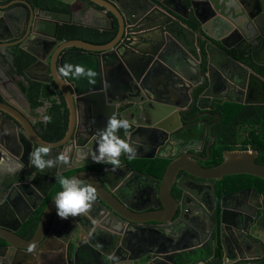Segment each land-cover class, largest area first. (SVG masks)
<instances>
[{
  "label": "water",
  "instance_id": "1",
  "mask_svg": "<svg viewBox=\"0 0 264 264\" xmlns=\"http://www.w3.org/2000/svg\"><path fill=\"white\" fill-rule=\"evenodd\" d=\"M55 1L73 6L80 0ZM85 1L93 4L91 7L97 14L105 12L104 16L110 22V29L89 28L111 32L117 29L111 43L97 46L83 40L63 42L58 39L61 22L54 18L51 11L34 9L25 0H14L5 5L0 0V46L12 41L14 43L10 47L19 46L20 50L32 56L35 64L31 69L37 68L46 80L30 79L54 84L57 88L55 94L59 92L62 95L71 114L68 132L58 143L40 139L21 116L13 115L4 108L9 106L7 102H0V120L13 122L22 137L19 147H25L22 139L25 140L29 147L28 155L42 144L49 146L50 157L66 154L71 166L59 174L76 172L73 177L95 186L98 193L97 201L87 215L68 220L57 216L53 199L45 209L35 235L27 240L18 232L37 212L39 205L33 187L36 184L32 182L28 185L31 195L22 193L29 206L27 215L18 220L19 227L0 225V240L6 243V246L0 247V264H36L38 261L43 264H134L135 261L139 262L135 264H264V202L259 204L264 200V195L254 190L258 203L253 206L245 203L241 193L234 194L230 196L233 203L220 205L216 219L211 216L201 219L199 214V210H203L210 215L212 212L207 214L210 206L215 210L216 183L225 177L246 175L264 181V165L256 163L259 153L253 150L227 151L220 165L207 169L196 162L203 161L202 157L188 153L189 150L196 151L195 147L182 150L180 145L198 141L194 139L197 135H201L199 140L204 143L207 130L209 139L214 141L213 127L203 125L202 129L197 123L184 124L189 123L186 119L189 112L185 109L192 102L201 108L203 99L197 97L200 90L210 88V91L204 92L205 97H215L210 93L218 89L214 81L216 76L224 79L219 82V91L224 93L229 89L228 94H224L228 95L230 103L264 106V78L254 71L248 72L249 81L241 94L243 99L233 101L234 95L230 90L234 87V81L231 75L226 74L227 69L221 63L227 61L234 66L235 60L228 51L240 44L241 34L247 32L248 24L254 25L259 34L246 41L251 42L256 37L261 39V43H258L260 49L252 53L253 61L256 65L264 66L261 62L264 55V3L261 4L260 0H188V6L187 0ZM18 5L29 12L26 24L21 28L18 26L21 22H17L10 29L5 12ZM199 5L204 7L200 13L205 12L207 20L197 12ZM191 8L194 16L190 15ZM253 10L256 12L253 13ZM190 17H193L195 27L188 24ZM213 20L227 22V28H221V37L211 34ZM52 25L55 26L54 34L44 32L45 27ZM5 34H9V38ZM234 36L240 40L233 43ZM134 42L139 45L134 46ZM75 49L78 51L73 52ZM86 55L97 57V73L79 89L76 84H70L67 77L60 75L59 69L70 64L69 60L74 57ZM115 56L120 66L127 68L123 90L112 93L111 87L102 83L99 71L108 57ZM161 81H166V85ZM167 81L175 84V89L167 88L171 83ZM4 85L5 80L0 75L2 97L5 96ZM159 86L165 88L160 89ZM80 96L84 98L83 101L102 97V108L106 109L103 118L86 117L82 121L78 115ZM120 112L121 118L135 122L127 135L121 132V138L136 147L135 158L122 157L123 165L115 172L106 164L81 162L79 156L82 150L93 153L99 130L105 127L111 115L115 114L118 118ZM216 118L221 121L220 115ZM168 148H171L170 156L162 154ZM174 151H177L175 156ZM156 159H165L171 164L161 181L152 180L154 186L147 191V205L145 208L139 207L127 192V177L151 178L125 165V161ZM56 168L41 173L42 180L48 181L46 185L55 178ZM79 170L82 171L77 172ZM31 171L29 175L34 178L32 166ZM181 173L187 178L179 180ZM174 189L178 196L173 194ZM190 220L198 227L207 229L201 237L194 236L196 245L184 248L175 246L154 253L149 250L148 254L142 252L144 231L153 230L162 235L167 232L180 234L178 226ZM74 245L77 246L76 250L73 249ZM194 249L197 251L192 252ZM47 251L53 259L45 255Z\"/></svg>",
  "mask_w": 264,
  "mask_h": 264
},
{
  "label": "flooded vegetation",
  "instance_id": "2",
  "mask_svg": "<svg viewBox=\"0 0 264 264\" xmlns=\"http://www.w3.org/2000/svg\"><path fill=\"white\" fill-rule=\"evenodd\" d=\"M26 2H28V1L26 0ZM82 3L86 6V8L88 7V8L93 9V7H91V6H93V4H90L85 0L77 1V3H75V4L82 6ZM260 3L263 4L264 0H260ZM29 4L34 9H40V8H36L31 3H29ZM75 4L73 6H70L72 8L71 14L61 13V12H60V14H57L58 12H52V15L54 16V18L56 20H58L61 23L63 22L62 18L65 17V18H68V23L72 22L73 24L80 25V26L85 27V28L91 27L89 24H82L81 22L75 21V11H74V7H76ZM95 8H97V7H95ZM82 9H84V8H82ZM93 10H95V9H93ZM252 12L255 13L256 10L255 11L253 10ZM28 14H29V12L26 11V15H28ZM8 18H9L10 22H12L14 25H16L17 24L16 22L19 21L15 15L8 16ZM192 23L194 24L193 17L190 18V20L188 21V24L195 27V25H193ZM246 25H247L246 29H248V30H247V32L245 31L244 35H241L242 41L240 42L239 45L236 46L235 49L231 50V51H234L235 53L228 51L229 56H231L235 60L234 66L232 67L227 61L221 62L222 65L225 66L227 69L226 74L231 75V78L234 81L233 82L234 87H232L230 90L232 92V94L234 95L233 96L234 98L232 99L233 101H241V99H243L241 94L246 90V86H247L248 81H249L248 80L249 76L247 75L248 72L251 73L252 71H254V72L258 73L260 76H262L258 72L257 69L258 68H264V66L256 65L254 63L253 57H252V53L254 51H256L257 49H260L261 46L258 45V43H261V39L256 37L251 42L246 41L247 38L250 39V38L258 35L259 30H257L254 25H248V24H246ZM107 29H110V28H107ZM51 30H53V31H51ZM54 31H55L54 25H52L48 28L45 27V30H44V32H47L50 34H54ZM5 37L9 38V34L8 35L5 34ZM239 40H240V38L237 36H234L232 38L233 43L238 42ZM61 41H63V40H61ZM63 42H68V41H63ZM12 43H14V42L10 41V42H6L5 44H3V46H0V65H2V68H0V75L5 80V85H4L5 96L2 97L0 95V102L1 103L7 102L9 106H5L4 108L9 109L13 115L18 114L17 116H21V118H23V120H25L26 124H28L29 126L31 125V127L34 129V131L37 133V135L40 139H42L46 142H50V143H58L61 140L57 141V142L52 141L49 139V136H50V134H53L56 132V126H58V124L65 122L66 120H67V125L69 127L71 114H70V110L68 108V104L66 103V101L62 97V95L59 94V92L55 94V91L57 90V88L54 84L53 85L43 84V83H39V82H34L30 79V78H33V79H39V80H46L44 75L42 73H39V70L37 68L31 69L35 63L32 64L31 66H29L27 69H24V71L22 73H20L16 69V67L14 65L15 64V58H16V56L18 54V50H20V48H19V46L18 47H10V45ZM20 51H22V50H20ZM72 51L76 52L78 50L75 49ZM262 57L263 58L261 59V62L264 63V55L263 54H262ZM69 58H71V57H69ZM240 71L242 74L240 73ZM244 71H246V74ZM262 77L264 78V76H262ZM67 80L70 84H73L72 81L69 80L68 76H67ZM223 80H224L223 78L216 76V80H214V81L217 83L218 89L213 90L210 93L211 96H215L214 98L205 97V95H204V92H206L207 90L210 91V88L203 89L202 91L200 90L197 93L198 99H203V102L201 104V108H199L197 104L194 105L192 102L185 109L186 112H189L186 116V119H187V121H189V123L184 124V126L192 125V124L195 125L197 123L196 125H199L203 129V125H207L209 128L213 127L212 131L214 133V129L218 125H221L223 123L222 115L220 113H216V110H217L216 107L218 105H224V104L230 103L228 95L224 94L225 92L228 94L227 91L229 89L227 91H225L224 93L219 91V86H221V84L219 82H221ZM31 83H37V84L41 85V88L39 90V94H37L38 96L36 95L33 100L29 96V91H30L29 89H30ZM71 88H73V85H71ZM194 92H195V90H194ZM194 92H192V94ZM80 97H78V99ZM236 104H238V103H236ZM79 111H80V109H79ZM120 114H121V112L118 114V118H121ZM78 115L80 116L79 112H78ZM218 115L221 116V121L216 118V116H218ZM46 116L50 117V122H47V123L44 122V117H46ZM86 117H88V116H86L84 113H83L82 117L80 116L81 119L86 118ZM210 119L212 120L211 123H210ZM50 129L52 130V133L50 132ZM238 131H239V136H238L237 142L235 144V149L239 150V151H251L252 148L247 141H252L253 128L249 127V125H242L238 128ZM18 132H19V130L15 129L13 122L6 121L3 119L0 120V225H5L8 227H14V228L19 227L18 220H20V218L23 217L24 215H27L28 210H26L25 207H26V204L29 206V204L26 203V201L23 199L22 193H28L30 196L31 191L28 192V190H29L28 185H30L32 182H34L36 185L35 186L33 185V187L36 190L35 193L39 197V198L36 197L37 199H39V205L37 208V212H35L27 220V223L24 224L22 226V228H20L18 235L23 237L26 235L25 234L26 227L28 226V224L31 223V221L33 219H36L39 217V223H38V226H39L45 209L47 208L49 203L54 199L55 193L58 191V188L60 186L59 185V179L62 177L71 178L76 174V172L59 174L60 171L68 170L71 166L70 164L60 165V166H58V168H56V170L54 172V173H56L55 178L51 179L49 184L46 185V183L48 181L44 182L42 180L43 175L34 168L35 176H34V178H32L29 175L30 172H32L31 166L28 162V157H29L28 149H29V147H28L27 143L25 144L26 141L23 139H22V142L24 143L25 147L24 146L19 147V145H20L19 142H20L22 137L19 134L20 132L19 133ZM67 132H68V129H67ZM67 132H66V134H67ZM213 136H214V141L211 142V140L209 139V133L207 130L204 143H202L201 140H199L201 135H197L194 139H196L198 141H195L191 144L190 143H187V144L182 143L180 145L182 147V150L189 149L191 147H195L196 151H190L189 150L188 153L192 154V155H193V153L198 154L200 157L203 158V161L198 160L196 162L199 165H201L202 167L210 169V168L214 167V166H211V164H214V161H216V159H217V156L214 154V150H216V148H217V145H216L217 137L214 134H213ZM245 142H247V143L245 144ZM241 148H245V149L240 150ZM25 150H27V151H25ZM170 150H171V148H168V151L166 153H162V154H166L167 156H170ZM236 150H234V151H236ZM225 152H227V151H225ZM225 152H223L222 157L224 156ZM230 152H232V151H230ZM208 153H210V155ZM175 154L177 155V151H174V156H175ZM156 160H158V159H156ZM162 160H165V159H162ZM130 161L131 160H126L125 165L128 164L135 171H139L143 174H146L150 178H153L156 181H161L163 179V178L159 179L157 176L149 173L146 168L141 169L138 165H136V166L131 165ZM133 161H138L139 163H143V164L144 163L147 164L148 162H151V161H144V160H141V161L140 160H133ZM152 161H155V160H152ZM166 161H168V160H166ZM122 162H123V160H122ZM19 164H23L22 170L14 172V173L9 170L10 167L14 168L16 165H19ZM170 164H171V162L169 161V165ZM122 165H123V163H122ZM169 165H168V167H169ZM168 167L166 168V171H167ZM94 170L98 171L99 169H94ZM166 171H165V173H166ZM79 172H80V170H79ZM165 173H164V175H165ZM37 174H38V176H37ZM238 176L241 177V176H246V175H238ZM183 177L187 178L184 173H181L179 175V180H182ZM230 177H236V178H234V181H229V183H228L229 187H227V188L224 187V189H222L224 192L222 195H219L218 184H220L221 182H224V179L221 180L220 182L216 183V194H217V204L216 205L217 206L215 207V210H214L213 206L209 207V211L207 214H210L212 212L210 215H206L203 212V210H199V214L201 215V217H200L201 219H202V217L205 218L206 216H207V218H209V216H211L212 218L216 219L220 205L222 203L227 204L228 202H231L232 198H230V196H232L234 194L241 193L243 198L245 199V203L247 205L249 204V205H253V206H255V203H258V200L256 201V199L254 197V190H256L257 192L264 195V193L260 192L257 188L252 187V186L244 187L243 189L237 190L234 192H229L228 191L229 188H232L233 186H236V185L241 186L242 184L246 183V179H243L241 182V181H239V178H237V176H230ZM131 183H129L128 185H131ZM173 194L175 196L179 195L177 193L176 189H174ZM46 195H48V196L45 198ZM205 202H207V201H205ZM262 202H264L263 199H262V201H259V204H261ZM184 225H185L186 229L190 230V233L192 234L191 237L193 239H194L195 235L201 237L207 230L205 228L203 229L201 226L198 227L191 220L187 223L184 222L183 224L179 225L178 227H180V229H182L183 228L182 226H184ZM38 226L36 227L33 236L35 235ZM151 231H153V230H147V231H144V233L149 234V232H151ZM153 232H156V231H153ZM259 234L263 235V233H259ZM233 236H235V233H233ZM233 236H232V240L235 241ZM142 243L143 244L141 245V248L146 246L145 242L142 241ZM169 244H171L170 240L169 241L166 240L165 242H163L162 240H159L158 245L157 246L155 245L153 247L154 248L153 253L155 251H160V250L172 247V246H169ZM144 249H146V250L143 251V253L148 254L149 249H147V248H144ZM187 254H189L192 257V255L190 253H187ZM152 261L153 260H151V262Z\"/></svg>",
  "mask_w": 264,
  "mask_h": 264
},
{
  "label": "trees",
  "instance_id": "3",
  "mask_svg": "<svg viewBox=\"0 0 264 264\" xmlns=\"http://www.w3.org/2000/svg\"><path fill=\"white\" fill-rule=\"evenodd\" d=\"M14 0H3V4H8ZM26 1V0H25ZM29 3L34 5L36 8L49 10L51 12L61 13H72V8L70 5H66L64 3L55 1V0H27ZM56 14V15H57ZM63 22L60 25L58 32V39L63 41H72V40H83L88 43L104 46L111 43L115 36L116 30L111 31H99L92 28H85L76 24H69L68 18H62ZM70 20V19H69ZM53 31V30H51ZM235 53V52H234ZM91 58L86 56L74 57L73 60H69V63L72 65H81L85 69L91 70L94 72V66L90 60ZM35 63V59L29 54L18 50V54L15 58V67L16 69L22 73L24 69H27L29 66ZM258 72L264 76V68H258ZM70 81H74L79 89H82L93 77H80L73 78L68 76ZM41 85L37 83H31L29 96L32 100L35 98L37 94H39V90ZM38 96V95H37ZM216 113H220L223 117V123L218 125L214 129V135L217 137L216 145L217 148L214 150V154L217 156L216 161L211 166H218L223 162V152L225 151H234L235 144L237 142V138L239 136L238 128L242 125H249V127L253 128V138L252 141H247L252 150L257 151L259 153V157L256 160V163L259 165H264V106H245L236 103H227L224 105H218ZM210 119V123H211ZM68 129L67 120L62 122L56 126V132L50 134L49 139L52 141H60L64 138ZM52 133V130L50 129ZM245 142V144L247 143ZM245 148H241L240 150H244ZM131 165H138L141 169L146 168L147 171L159 179L164 177V173L166 168L169 165V161L166 160H155L148 162L147 164L139 163L138 161H130ZM236 177H225L224 182L218 184V192L219 195H222L224 192L222 189L224 187H229V181H234ZM239 181L242 182L243 179H246V183L241 186H233L229 188V192H234L237 190H241L244 187H255L260 192L264 193V181L252 176H237ZM60 190V186L58 191ZM48 203V202H47ZM39 223V217L33 219L30 224L26 227L25 239L30 240L33 237L36 227ZM6 243L0 240V247L5 246ZM203 252L207 253L206 250Z\"/></svg>",
  "mask_w": 264,
  "mask_h": 264
},
{
  "label": "clouds",
  "instance_id": "4",
  "mask_svg": "<svg viewBox=\"0 0 264 264\" xmlns=\"http://www.w3.org/2000/svg\"><path fill=\"white\" fill-rule=\"evenodd\" d=\"M59 74L65 77L71 75L73 78L91 77L93 75L91 70L71 64H65L61 67ZM44 122H50V117H44ZM134 123V121L126 118H117L115 114L111 115L107 119L105 127L99 130L96 149L91 153L92 161L97 164L109 165L111 166L110 170L115 172L122 165V157L135 158L136 147L126 139L121 138V132L127 135ZM88 155L82 150L79 160L81 162L87 160ZM28 162L38 172L44 173L47 169L67 165L69 157L63 153L56 157H50L49 146L42 144L29 153ZM22 169L23 164L9 168L13 173ZM59 185L60 190L55 193L53 202L56 214L61 219L68 220L69 218L87 215L97 201L98 193L95 186L84 183L79 178L62 177L59 179Z\"/></svg>",
  "mask_w": 264,
  "mask_h": 264
},
{
  "label": "crops",
  "instance_id": "5",
  "mask_svg": "<svg viewBox=\"0 0 264 264\" xmlns=\"http://www.w3.org/2000/svg\"><path fill=\"white\" fill-rule=\"evenodd\" d=\"M188 6H190L189 1H186ZM201 1H199L200 3ZM77 3V2H76ZM76 7H74V11H75V21L77 22H81L82 24H89L91 27L97 28V29H104V28H110V22L107 18H105V12H103L102 14H97V12L95 10H93L92 8H86V6L82 3L81 5H76ZM85 6V7H84ZM84 9H82V8ZM198 7V11L197 12H201L204 10L203 6H197ZM191 14L194 16V11L191 8L190 10ZM204 13H200L201 18H203L204 20H207L205 18L206 15L204 16ZM5 15L7 17V20H9L8 16L11 15H15L18 18V22H21L18 24V26H20L21 28L26 24V11L22 6H15L13 9L6 11ZM191 18V17H190ZM15 19V18H14ZM16 20V19H15ZM212 23L211 27L214 26V29L211 31V34H213L216 37H221V28L222 27H226L227 28V22L225 20H221V22L215 21ZM17 23V22H16ZM226 23V24H225ZM12 22H10L9 20V27L10 29L13 28V26H15L13 24L12 26ZM116 35H117V29H116ZM234 35V34H233ZM242 35V34H241ZM116 37V36H115ZM115 39V38H114ZM226 39V38H225ZM176 40V39H175ZM136 45V47L139 45L138 42L135 44L134 42V46ZM184 52H187L185 48H182ZM123 52V51H122ZM234 52V51H231ZM135 53V51H134ZM91 59V62L94 66V72L93 75L91 77H95L96 73H97V65L95 64V61L98 60L97 57L91 55L88 56ZM99 58V57H98ZM116 58H118L117 56L115 57H108L107 61L103 63V65L100 67V71L99 73L101 74V78L102 83L106 84L108 87H111V92L112 93H116V92H121L123 90L122 85L125 78V70H126V66H120V64L118 63V61H116ZM81 66V65H80ZM122 69H121V68ZM88 70V68L86 69ZM225 70V69H224ZM70 76V75H69ZM72 77V76H71ZM98 77V76H97ZM96 77V78H97ZM176 80V78H174ZM95 79H93L94 81ZM162 83H166V81H161ZM169 82V81H167ZM171 82V81H170ZM169 82V83H170ZM73 85H75V82L72 81ZM161 83H159L160 85ZM166 85V84H165ZM175 84H172V82L170 83V85H168L167 88H172L175 89L174 86ZM177 86V85H176ZM160 89H164L165 87H161L159 86ZM180 87V86H179ZM83 91V90H82ZM190 95H192V93H190ZM82 99H84L83 97L79 98V107H80V116L82 117L83 113L88 116L90 119H95V118H103V115L106 113V109L102 108V102H103V98L102 97H96L93 99H88L85 101H83ZM108 99V98H107ZM86 104V105H85ZM105 109V110H104ZM79 116V118H80ZM84 118H82L81 120L83 121ZM88 159L85 160V163L90 164V162L92 163V159H91V153H88ZM88 161V162H87ZM93 169H98L96 167H93ZM82 171V170H80ZM84 171V170H83ZM79 172V171H77ZM129 183H131V185H129V187L127 188V192L131 195L132 198V202L134 204H136L139 207H143L145 208V206L147 205V198H148V189L150 187H153V182L152 180H154L153 178L149 179V180H144L140 177H133V176H128L127 177ZM131 179V180H130ZM25 200V199H24ZM233 203V201H231ZM27 203V202H26ZM236 205V204H235ZM235 205H231V206H235ZM26 210H28V205L26 204L25 207ZM183 228L180 229V234L176 233V232H167L165 234H160L159 232H149V234L144 233V237H142L141 239V245L143 244V242L146 243L145 247H142L141 250L142 252L145 251L147 248L149 250H153L154 246L158 245L159 240H162L163 242L167 241H171V244H169V246L175 247V246H179V247H189L191 244L195 245L196 240H194L191 237V233L189 229L185 228V225L182 226ZM170 248V247H169ZM169 248H167L166 250H169ZM73 249H77V246H73ZM45 255H47L48 259H53V256L49 255V251H47L45 253ZM43 262H46L45 260H43ZM135 263H139L138 261L133 262ZM36 264H43L41 263V261H38Z\"/></svg>",
  "mask_w": 264,
  "mask_h": 264
},
{
  "label": "bare ground",
  "instance_id": "6",
  "mask_svg": "<svg viewBox=\"0 0 264 264\" xmlns=\"http://www.w3.org/2000/svg\"><path fill=\"white\" fill-rule=\"evenodd\" d=\"M89 56V55H88ZM197 251V249H194L192 252H196Z\"/></svg>",
  "mask_w": 264,
  "mask_h": 264
}]
</instances>
